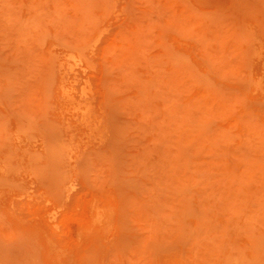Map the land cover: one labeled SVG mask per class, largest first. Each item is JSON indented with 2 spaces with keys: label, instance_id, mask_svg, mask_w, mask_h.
I'll return each instance as SVG.
<instances>
[{
  "label": "rangeland",
  "instance_id": "rangeland-1",
  "mask_svg": "<svg viewBox=\"0 0 264 264\" xmlns=\"http://www.w3.org/2000/svg\"><path fill=\"white\" fill-rule=\"evenodd\" d=\"M0 264H264V0H0Z\"/></svg>",
  "mask_w": 264,
  "mask_h": 264
},
{
  "label": "bare ground",
  "instance_id": "bare-ground-1",
  "mask_svg": "<svg viewBox=\"0 0 264 264\" xmlns=\"http://www.w3.org/2000/svg\"><path fill=\"white\" fill-rule=\"evenodd\" d=\"M71 70H73L71 67H70ZM73 75V73H71ZM76 74V73H75ZM74 74V75H75ZM64 77V76H63ZM67 77V76H66ZM65 78L62 79V81L60 82V88L61 91H63L64 95H68L69 93L66 91V82L64 81ZM92 113H93V110H92V107L90 105H87L84 109H83V113L81 114L80 116V120H82L84 123H87L89 127H92L94 129L97 128L99 130V132L101 134H103V128L101 127V121H98L97 124L94 126L91 121L92 119ZM105 129H108L105 128ZM101 147V146H100ZM58 149V148H57ZM60 151V150H59ZM58 151V152H59ZM60 156V155H59ZM65 187V186H64ZM70 190V188H68Z\"/></svg>",
  "mask_w": 264,
  "mask_h": 264
}]
</instances>
